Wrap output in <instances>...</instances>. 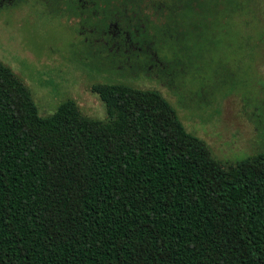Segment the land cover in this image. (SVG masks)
I'll return each instance as SVG.
<instances>
[{
    "label": "trees",
    "instance_id": "16d2710c",
    "mask_svg": "<svg viewBox=\"0 0 264 264\" xmlns=\"http://www.w3.org/2000/svg\"><path fill=\"white\" fill-rule=\"evenodd\" d=\"M45 1L77 16L84 39L176 87L200 69L173 36L219 20L240 28L236 0L229 9L231 0ZM90 90L104 121L71 101L40 117L0 64V264H264V165L223 170L156 94L120 83Z\"/></svg>",
    "mask_w": 264,
    "mask_h": 264
},
{
    "label": "rangeland",
    "instance_id": "374dc122",
    "mask_svg": "<svg viewBox=\"0 0 264 264\" xmlns=\"http://www.w3.org/2000/svg\"><path fill=\"white\" fill-rule=\"evenodd\" d=\"M233 1H227V9ZM236 1L241 29L219 20L216 27L189 37L173 36L191 51L189 64L200 69L186 85H171L141 60H125L120 52L104 50L95 38L84 39L81 20L70 13H65L67 19L60 17L47 9L45 0H0V64L27 90L40 117L71 101L83 118L104 121V103L90 87L120 83L162 98L175 111L183 132L200 142L223 170L242 162L261 167L264 0ZM180 60L187 61L183 56ZM224 79L227 87L219 92ZM208 90L217 91L200 100Z\"/></svg>",
    "mask_w": 264,
    "mask_h": 264
}]
</instances>
